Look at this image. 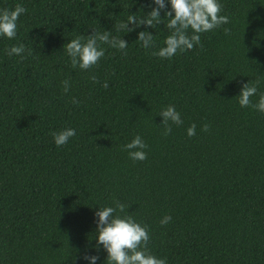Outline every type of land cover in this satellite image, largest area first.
Masks as SVG:
<instances>
[{
	"label": "trees",
	"instance_id": "obj_1",
	"mask_svg": "<svg viewBox=\"0 0 264 264\" xmlns=\"http://www.w3.org/2000/svg\"><path fill=\"white\" fill-rule=\"evenodd\" d=\"M144 2L0 0L26 9L17 36L0 37V264H73L95 242V206L114 200L167 264H264V114L235 98L249 80L264 93V0H221L229 23L169 60L120 33L126 50L104 46L97 65L71 67L67 39L109 30ZM157 27L160 45L168 29ZM19 44L23 59L9 57ZM168 105L182 123L164 135ZM69 127L76 135L57 147L51 134ZM136 135L146 159L133 162L122 146Z\"/></svg>",
	"mask_w": 264,
	"mask_h": 264
},
{
	"label": "clouds",
	"instance_id": "obj_2",
	"mask_svg": "<svg viewBox=\"0 0 264 264\" xmlns=\"http://www.w3.org/2000/svg\"><path fill=\"white\" fill-rule=\"evenodd\" d=\"M145 8L149 10L144 12ZM25 11V7L20 3L12 8H0V37L14 39L17 36V21ZM222 12L221 0H145L135 12L127 11L126 16L113 23L111 29L101 28V31L91 29L90 35L77 34L67 39L61 50L73 69L84 71L97 65L105 55L104 46L122 52L126 50L129 44L122 37L135 33L134 43L139 47L149 51L153 56L169 60L177 53L198 47L201 43V34L228 24L229 17ZM165 20L166 25L163 23ZM161 24L168 29V34L162 43L157 45L155 30ZM148 29L153 31L150 32ZM120 33L125 35H119ZM25 51V46L19 44L6 49V54L9 57L15 55L23 59L22 54ZM91 79L96 81L95 76ZM61 83L63 91L68 92L69 80L65 79ZM258 84V80L241 83L235 98L241 108L251 106L264 114V93L258 94ZM102 87L107 88L108 82L104 81ZM257 95L258 98L253 104L250 98ZM72 102L79 103L75 97L72 98ZM158 116L161 117V124L165 126L164 135L171 131L170 124L182 123L180 113L172 105L163 107ZM206 128L205 125L204 129ZM185 131L188 137H192L196 134V126L190 125ZM51 135L53 143L59 147L76 135V129L64 128ZM122 147L133 162L146 159L147 144L141 136H134ZM125 207L126 205L119 200H114L111 205L95 206L96 210L93 213L95 242L83 251L77 249L78 254L73 257V264H167L166 258H158L148 251L147 226L137 222L131 214L121 215ZM170 220L171 216H164L160 224H167ZM101 252L105 254L103 260L100 257Z\"/></svg>",
	"mask_w": 264,
	"mask_h": 264
}]
</instances>
